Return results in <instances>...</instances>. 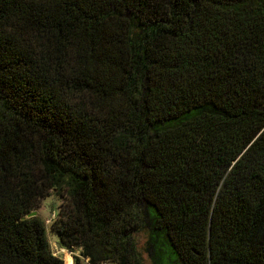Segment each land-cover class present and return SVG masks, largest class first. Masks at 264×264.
Masks as SVG:
<instances>
[{
	"label": "trees",
	"instance_id": "16d2710c",
	"mask_svg": "<svg viewBox=\"0 0 264 264\" xmlns=\"http://www.w3.org/2000/svg\"><path fill=\"white\" fill-rule=\"evenodd\" d=\"M53 192L72 264H264V0H0V264Z\"/></svg>",
	"mask_w": 264,
	"mask_h": 264
},
{
	"label": "rangeland",
	"instance_id": "374dc122",
	"mask_svg": "<svg viewBox=\"0 0 264 264\" xmlns=\"http://www.w3.org/2000/svg\"><path fill=\"white\" fill-rule=\"evenodd\" d=\"M60 197L57 195L56 192L51 193L46 199H42L40 201L39 207L36 209V216L43 221V224L45 226V236L47 238V241L49 243V250L50 252L57 256L58 258L63 260V264H68L67 257L65 252L69 253L71 262L73 263L74 256H79V250L68 251L66 249H63L58 244L56 235L52 232L50 228L51 221L53 218H55V215H57L58 206L60 204ZM144 257V256H143ZM71 263V264H72ZM143 264H151L148 259L144 257Z\"/></svg>",
	"mask_w": 264,
	"mask_h": 264
},
{
	"label": "water",
	"instance_id": "95a60500",
	"mask_svg": "<svg viewBox=\"0 0 264 264\" xmlns=\"http://www.w3.org/2000/svg\"><path fill=\"white\" fill-rule=\"evenodd\" d=\"M36 214H37L36 211H32L31 213L26 214L25 216H26L27 218H29V217H33V216H35Z\"/></svg>",
	"mask_w": 264,
	"mask_h": 264
},
{
	"label": "bare ground",
	"instance_id": "6f19581e",
	"mask_svg": "<svg viewBox=\"0 0 264 264\" xmlns=\"http://www.w3.org/2000/svg\"><path fill=\"white\" fill-rule=\"evenodd\" d=\"M65 254H66V257H67L68 264H71L72 263L71 262L72 259H70L69 253L68 252H65Z\"/></svg>",
	"mask_w": 264,
	"mask_h": 264
}]
</instances>
